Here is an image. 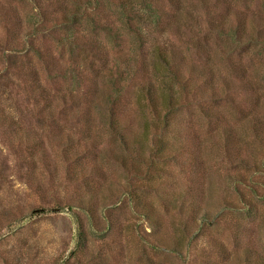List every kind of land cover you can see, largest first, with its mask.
<instances>
[{
  "label": "rangeland",
  "instance_id": "rangeland-1",
  "mask_svg": "<svg viewBox=\"0 0 264 264\" xmlns=\"http://www.w3.org/2000/svg\"><path fill=\"white\" fill-rule=\"evenodd\" d=\"M89 1L0 0V264H264V0Z\"/></svg>",
  "mask_w": 264,
  "mask_h": 264
},
{
  "label": "trees",
  "instance_id": "trees-1",
  "mask_svg": "<svg viewBox=\"0 0 264 264\" xmlns=\"http://www.w3.org/2000/svg\"><path fill=\"white\" fill-rule=\"evenodd\" d=\"M91 1V0H90ZM89 1V6L87 7V8H90L91 10H90V12H92V13H94L95 11H94V9L92 8V3ZM135 0H128V2H126L127 3V5H129L130 6V10L131 11H134V5L136 4L135 2H134ZM126 3H124V5L126 4ZM143 4H145V6L146 5H150L149 3H146L145 1L144 2H142ZM77 8L78 9H80V11H82L81 10V8L79 7V6H77ZM89 10V9H88ZM152 12H154L155 14H157L156 12H155V10L152 8V7H148V12H143L142 11V13H145V14H143V15H141V14H137L138 15V17L139 18H141V19H144V17L146 16V18L147 17H149V16H151V13ZM79 13V12H78ZM82 13H85V11H83ZM69 14H71V12L69 11V13L68 12H66V11H63V17H62V19H61V22H60V25L61 26H63V27H65L66 29H71V28H73L76 24V22L77 21H79V20H77V18H75V19H68L67 17V15H69ZM90 15H92L91 13H89ZM75 17H77V16H75ZM91 19H93V18H90L89 19V21H92ZM155 54H157V56L161 59V60H163L168 66L171 64L170 62H168V60H167V58H166V56L163 54V50H162V48H158L156 51H155ZM171 90H170V92H169V94L167 95L168 96V99H169V101L170 102H172V100H174L175 98H176V93H175V91L172 89V88H170ZM147 93H148V96H149V101L150 102H152L151 104L154 106V107H156L157 106V104L154 102V100H153V97H152V94H151V90H150V88H148V90H147ZM165 117H167V114L165 115ZM165 119V118H164ZM110 125H111V127L113 128L114 126H115V121L113 120V118H111L110 119ZM164 125L166 126V124L164 123Z\"/></svg>",
  "mask_w": 264,
  "mask_h": 264
}]
</instances>
